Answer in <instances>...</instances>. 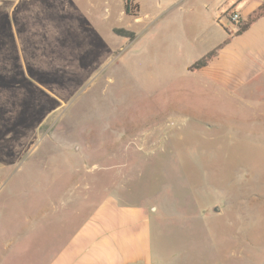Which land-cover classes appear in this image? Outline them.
Segmentation results:
<instances>
[{"label":"rangeland","instance_id":"374dc122","mask_svg":"<svg viewBox=\"0 0 264 264\" xmlns=\"http://www.w3.org/2000/svg\"><path fill=\"white\" fill-rule=\"evenodd\" d=\"M238 3L0 0V264H44L113 191L160 208L170 264H264V78L231 96L189 69ZM48 198L64 225L21 234Z\"/></svg>","mask_w":264,"mask_h":264},{"label":"crops","instance_id":"0c3cea01","mask_svg":"<svg viewBox=\"0 0 264 264\" xmlns=\"http://www.w3.org/2000/svg\"><path fill=\"white\" fill-rule=\"evenodd\" d=\"M262 2L263 0H239V8L232 6V9L243 20H247ZM248 35H251L250 41ZM212 50L214 48L208 53ZM196 74L202 78L204 85L212 84L214 90L231 96L240 92L256 77L259 81L262 80L264 16L241 35L232 38L204 67L196 70ZM206 81L209 84H205ZM8 171L7 164L0 160V181L9 175ZM123 195L128 196L127 193L113 191L94 204L82 205V209L86 208V215L72 227L62 244L44 264H170L165 258V252L157 254L154 248L153 220L160 208L144 200L124 199ZM66 203L68 201L61 199L56 205L54 199L48 198L42 204H33L35 218L27 216L23 219L22 215L21 234L25 230L36 232L39 228L46 232L53 223L64 225L66 214L63 206ZM67 212L70 215L72 210L68 209ZM159 221L160 229L163 230L162 219ZM177 264L184 263L179 261ZM215 264L226 263L217 261ZM235 264L246 262L240 259ZM251 264L262 262L252 261Z\"/></svg>","mask_w":264,"mask_h":264},{"label":"trees","instance_id":"16d2710c","mask_svg":"<svg viewBox=\"0 0 264 264\" xmlns=\"http://www.w3.org/2000/svg\"><path fill=\"white\" fill-rule=\"evenodd\" d=\"M127 13L130 15H137V12L128 11ZM264 16V0L262 4L259 6V8L253 12L252 15H250L247 20L242 25L238 26V29L235 32V36L241 35L243 32H245L255 21H257L259 18ZM215 54V50H212L208 54H206L203 58L199 59L197 62H195L189 69L194 71L198 70L202 67H204L208 61L213 57Z\"/></svg>","mask_w":264,"mask_h":264},{"label":"built area","instance_id":"2783aa9c","mask_svg":"<svg viewBox=\"0 0 264 264\" xmlns=\"http://www.w3.org/2000/svg\"><path fill=\"white\" fill-rule=\"evenodd\" d=\"M233 16H234L233 19H234L236 22H238V19H237V18L239 17V14H236V13H235ZM231 24H233V23H231Z\"/></svg>","mask_w":264,"mask_h":264}]
</instances>
